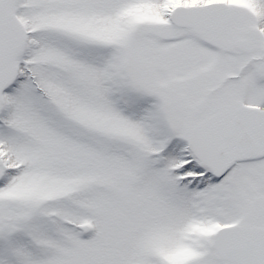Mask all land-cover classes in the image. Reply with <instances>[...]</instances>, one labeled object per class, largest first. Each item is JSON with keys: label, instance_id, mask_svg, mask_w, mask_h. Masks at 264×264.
Wrapping results in <instances>:
<instances>
[{"label": "snow or ice", "instance_id": "obj_1", "mask_svg": "<svg viewBox=\"0 0 264 264\" xmlns=\"http://www.w3.org/2000/svg\"><path fill=\"white\" fill-rule=\"evenodd\" d=\"M0 264H264V0H0Z\"/></svg>", "mask_w": 264, "mask_h": 264}]
</instances>
